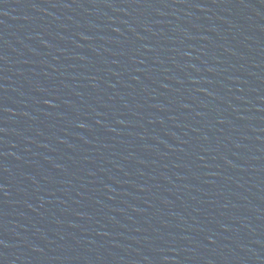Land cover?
Segmentation results:
<instances>
[{"label":"water","instance_id":"obj_1","mask_svg":"<svg viewBox=\"0 0 264 264\" xmlns=\"http://www.w3.org/2000/svg\"><path fill=\"white\" fill-rule=\"evenodd\" d=\"M0 264H264V0H0Z\"/></svg>","mask_w":264,"mask_h":264}]
</instances>
